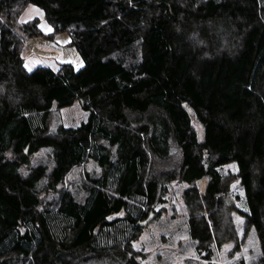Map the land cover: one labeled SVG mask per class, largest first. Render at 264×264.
Wrapping results in <instances>:
<instances>
[{
	"label": "trees",
	"instance_id": "1",
	"mask_svg": "<svg viewBox=\"0 0 264 264\" xmlns=\"http://www.w3.org/2000/svg\"><path fill=\"white\" fill-rule=\"evenodd\" d=\"M27 4L81 67H23V38L41 36L17 22ZM75 100L84 120L50 128ZM228 163L264 264V0H0V264H141L132 242L171 182L208 252Z\"/></svg>",
	"mask_w": 264,
	"mask_h": 264
},
{
	"label": "rangeland",
	"instance_id": "2",
	"mask_svg": "<svg viewBox=\"0 0 264 264\" xmlns=\"http://www.w3.org/2000/svg\"><path fill=\"white\" fill-rule=\"evenodd\" d=\"M33 17L39 21L41 36L23 38L20 50L23 67L30 71L36 66L46 65L55 70L59 63L64 62L70 63L75 69L81 67L82 61L75 49L69 45L67 34L61 32L51 37V29L43 20L39 8L27 4L17 17V22H25ZM85 116L86 112L77 100L60 109L52 107L50 128L58 123L63 126H76ZM190 120L199 136L200 127L191 114ZM234 167V164L228 163L219 168L225 184L219 204L223 218L216 225L214 223V226L211 219L208 220L210 238L206 246L209 251L206 252L202 244L197 247L189 238L186 216L188 209L182 199L185 185L171 182L167 185L165 202L155 206L158 209L157 216H152L140 225V233L132 242V248L142 253L141 264H232L239 259L243 260V264H250V259L254 260L257 251L255 238L250 232L244 235L242 219L234 210L242 199ZM87 168L90 169L88 165ZM82 172L81 168L70 171L66 177L67 183L76 185ZM207 179L204 176L194 184L201 194ZM216 217H219V211Z\"/></svg>",
	"mask_w": 264,
	"mask_h": 264
},
{
	"label": "water",
	"instance_id": "3",
	"mask_svg": "<svg viewBox=\"0 0 264 264\" xmlns=\"http://www.w3.org/2000/svg\"><path fill=\"white\" fill-rule=\"evenodd\" d=\"M151 218V216L149 215L148 217H146L144 220H142L141 222H140V225L141 224H144L147 220H149Z\"/></svg>",
	"mask_w": 264,
	"mask_h": 264
},
{
	"label": "crops",
	"instance_id": "4",
	"mask_svg": "<svg viewBox=\"0 0 264 264\" xmlns=\"http://www.w3.org/2000/svg\"><path fill=\"white\" fill-rule=\"evenodd\" d=\"M51 68V67H50Z\"/></svg>",
	"mask_w": 264,
	"mask_h": 264
}]
</instances>
